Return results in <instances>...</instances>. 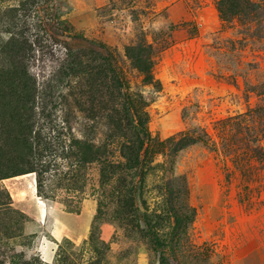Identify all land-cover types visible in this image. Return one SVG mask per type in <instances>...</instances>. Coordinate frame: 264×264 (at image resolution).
<instances>
[{
    "label": "rangeland",
    "instance_id": "obj_1",
    "mask_svg": "<svg viewBox=\"0 0 264 264\" xmlns=\"http://www.w3.org/2000/svg\"><path fill=\"white\" fill-rule=\"evenodd\" d=\"M55 2L0 0L36 106L19 136L0 111V264H264V0H62L79 42L52 37ZM106 50L152 138L129 171ZM181 132L201 141L170 155Z\"/></svg>",
    "mask_w": 264,
    "mask_h": 264
},
{
    "label": "trees",
    "instance_id": "obj_2",
    "mask_svg": "<svg viewBox=\"0 0 264 264\" xmlns=\"http://www.w3.org/2000/svg\"><path fill=\"white\" fill-rule=\"evenodd\" d=\"M53 1H56V5L53 4L51 9L52 12L48 15L47 22L44 23L49 26V31L54 40L55 38L56 40L62 38L65 41L70 40L72 42L87 41L83 36H79L80 34L75 32V27L71 25L67 19L63 18L62 0H52V2ZM45 6V9L50 7L48 2ZM13 36L14 33H12L11 37L0 47V54H4L7 59V63L5 64L7 67H2L0 69V111H6L5 115L2 116L4 118V123L6 125L9 124L11 128L10 131L14 135L19 136L20 133L22 134L25 131L21 127L25 125L29 126L33 122L36 106L33 103L35 91L25 71V60L27 59L26 46L23 45L19 37ZM100 49L105 50L106 47L100 46ZM146 50L144 46H133L127 50V54L133 62L134 67L145 76L144 80L147 83H152L154 79L152 73L153 60L152 55L146 53ZM71 51L72 49L67 46L66 55L70 56ZM103 56L105 57L106 65L104 66L105 76L102 84L108 91V95L116 99V103L120 101L118 102L120 109H116L114 111L115 114L109 113L107 116L109 126L112 129V135L109 137L110 139L114 137L113 140L115 137H120L125 140V146L121 152V156L129 163L128 166H126V169L129 171L133 168L142 167L141 165L144 164L143 160L150 152V142L152 138L147 127L148 120L136 107L121 73L115 71L116 60L113 53L106 50V55ZM112 74L113 77L111 81L109 78ZM110 88L112 89L111 92L109 91ZM124 89L126 92L122 91ZM1 96L5 98H1ZM167 141L171 155L189 145L200 142L201 139L190 136L187 132H181L175 136L169 137ZM128 144H132V147ZM135 147L136 152L134 151ZM97 153L102 152L97 151ZM100 155L101 154H97V157H101ZM98 161L105 167L106 162L105 160L103 161V158L98 159ZM102 170V176L105 177V170L103 168ZM27 172L28 171H25L19 174H26ZM16 175L18 174H13L11 176ZM8 177H10L8 174L0 175V180ZM1 208L2 203L0 202V209Z\"/></svg>",
    "mask_w": 264,
    "mask_h": 264
},
{
    "label": "bare ground",
    "instance_id": "obj_3",
    "mask_svg": "<svg viewBox=\"0 0 264 264\" xmlns=\"http://www.w3.org/2000/svg\"><path fill=\"white\" fill-rule=\"evenodd\" d=\"M32 174H26V175H23V176H21L22 178H26V177H30ZM44 257H45V255H44ZM43 257V258H44Z\"/></svg>",
    "mask_w": 264,
    "mask_h": 264
}]
</instances>
